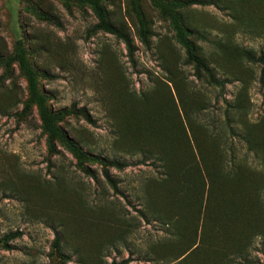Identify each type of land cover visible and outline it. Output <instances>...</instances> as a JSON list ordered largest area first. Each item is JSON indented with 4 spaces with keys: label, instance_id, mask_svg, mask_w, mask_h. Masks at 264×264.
I'll list each match as a JSON object with an SVG mask.
<instances>
[{
    "label": "rangeland",
    "instance_id": "obj_1",
    "mask_svg": "<svg viewBox=\"0 0 264 264\" xmlns=\"http://www.w3.org/2000/svg\"><path fill=\"white\" fill-rule=\"evenodd\" d=\"M96 1L0 0V264H264V0Z\"/></svg>",
    "mask_w": 264,
    "mask_h": 264
},
{
    "label": "trees",
    "instance_id": "obj_2",
    "mask_svg": "<svg viewBox=\"0 0 264 264\" xmlns=\"http://www.w3.org/2000/svg\"><path fill=\"white\" fill-rule=\"evenodd\" d=\"M88 2L91 5L93 12L97 18V23L95 24V27L105 32H109L115 35L117 38H119L124 43L127 52L130 54L132 52L133 44L127 32L123 28L114 26L112 23L109 22L106 11L101 5H99V3L96 0H88ZM192 2L193 0H177V1L172 2L171 6H181L182 7ZM172 25L175 30L177 41L184 47L187 60L190 63H192L196 69L201 70L205 74L210 75L211 74L210 68L204 63V61L198 55L195 54L192 43L188 38V35L193 33L192 30L183 27L182 24L176 18L172 19ZM138 36L141 42L143 43L146 42L147 30H146V26L142 18L138 19ZM259 61H261L260 76H261V79H263L264 78V55H261V57L259 58ZM31 89H33L32 83H31ZM84 115L86 119L90 121L89 116L86 113H84ZM60 116L61 114H59V117ZM41 117L43 120V126L49 133L50 138H56L65 143L70 142L66 138V136L55 127L53 120L48 114H46L44 110H41ZM105 176L109 179V176L106 173H105ZM55 243H57L56 238H55Z\"/></svg>",
    "mask_w": 264,
    "mask_h": 264
}]
</instances>
